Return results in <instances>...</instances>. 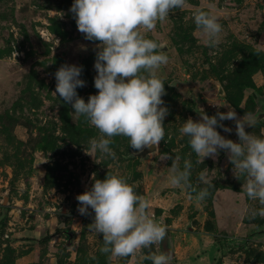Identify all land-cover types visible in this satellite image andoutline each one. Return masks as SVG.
I'll use <instances>...</instances> for the list:
<instances>
[{
	"label": "rangeland",
	"instance_id": "obj_1",
	"mask_svg": "<svg viewBox=\"0 0 264 264\" xmlns=\"http://www.w3.org/2000/svg\"><path fill=\"white\" fill-rule=\"evenodd\" d=\"M73 2L0 0V264H151L144 259L148 249L109 260L99 251L102 236L88 228L94 213L77 210L91 174L104 179L108 171L128 178L149 201V214L167 226V237L151 251L170 252L171 264H264V218H250L249 209L260 205L242 193L243 178L234 176L223 150L197 163L179 132L187 118L199 119L200 108L212 116L226 105L239 117L253 113L258 122L245 130L264 135V0H188L145 33L169 58L157 71L166 90L165 138L141 157L126 137H114L116 159L91 151L98 130L53 93L63 64L82 66L86 86L76 91L85 102L98 91V41L78 31ZM195 7L220 18L218 48L210 49L196 28ZM223 123L232 132L217 131L238 142L235 122ZM163 153L179 155L181 167L191 160L193 184L207 170L215 187L203 202L169 183L172 161Z\"/></svg>",
	"mask_w": 264,
	"mask_h": 264
},
{
	"label": "clouds",
	"instance_id": "obj_2",
	"mask_svg": "<svg viewBox=\"0 0 264 264\" xmlns=\"http://www.w3.org/2000/svg\"><path fill=\"white\" fill-rule=\"evenodd\" d=\"M188 0H74L70 12L74 14L77 29L88 41L95 44L94 87L97 94L89 95L87 102L76 89L86 86L80 79L82 66L63 64L54 73L55 95L70 104L73 113L98 130V137L89 140L92 152L116 159L111 147L114 137L123 136L136 152L145 148H159L165 138L164 119L168 109L162 97L166 95L164 81L157 71L168 63L167 54L146 32L156 28L157 22L166 21L175 10H183ZM193 22L202 33L210 49L218 48L224 32L220 18L209 10L195 7ZM143 29L144 31H141ZM57 41V46L59 41ZM264 45V43H260ZM209 116L203 108L197 112L199 119L184 121L179 132L188 137V144L197 156V163L205 158H217L223 150L233 166L237 179L243 178L242 193L248 200L256 201L259 208H250L249 216L264 218V135L246 131L254 128L258 117L245 113L239 117L234 108ZM235 122L238 142L221 135L232 132L223 121ZM90 155V154H89ZM163 160H171L169 183L188 190L190 198L203 202L215 187L207 177V170L192 182V162L163 153ZM92 185L77 195L78 212L92 215L90 231L102 236L99 251L112 257L127 258L138 250L148 249L144 256L151 264H171L170 252H152L153 245H161L167 237V226L149 214V201L136 193L128 178L108 171L104 179L91 174ZM206 185L200 187V185ZM91 209V212L89 211ZM94 259V257H93Z\"/></svg>",
	"mask_w": 264,
	"mask_h": 264
},
{
	"label": "water",
	"instance_id": "obj_3",
	"mask_svg": "<svg viewBox=\"0 0 264 264\" xmlns=\"http://www.w3.org/2000/svg\"><path fill=\"white\" fill-rule=\"evenodd\" d=\"M155 149H156L155 146H152L151 148H145L143 152H139V155L141 157H145L147 154L153 153Z\"/></svg>",
	"mask_w": 264,
	"mask_h": 264
}]
</instances>
